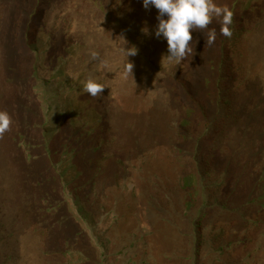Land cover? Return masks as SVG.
<instances>
[{
  "label": "rangeland",
  "instance_id": "rangeland-1",
  "mask_svg": "<svg viewBox=\"0 0 264 264\" xmlns=\"http://www.w3.org/2000/svg\"><path fill=\"white\" fill-rule=\"evenodd\" d=\"M214 2L162 64L143 0H0V264H264V0Z\"/></svg>",
  "mask_w": 264,
  "mask_h": 264
},
{
  "label": "clouds",
  "instance_id": "clouds-1",
  "mask_svg": "<svg viewBox=\"0 0 264 264\" xmlns=\"http://www.w3.org/2000/svg\"><path fill=\"white\" fill-rule=\"evenodd\" d=\"M154 6L158 10V26L155 32L156 37H163L167 40L168 55L165 58L177 64L181 63L193 52L191 41L192 31H203L208 29L216 19L220 24V34L226 38H231L232 31L230 25L233 22L234 13L227 5H217L214 0H143L145 9ZM167 16V19L164 17ZM147 32V29H144ZM216 30L207 32L206 45H212L216 40ZM135 47L127 49V55H136ZM91 58L97 60L99 53L90 52ZM133 64L129 63L126 70L132 73ZM84 93L92 97H97L103 93L105 86L96 82L93 78H88L82 82ZM12 118L7 111H0V137L10 131Z\"/></svg>",
  "mask_w": 264,
  "mask_h": 264
},
{
  "label": "trees",
  "instance_id": "trees-1",
  "mask_svg": "<svg viewBox=\"0 0 264 264\" xmlns=\"http://www.w3.org/2000/svg\"><path fill=\"white\" fill-rule=\"evenodd\" d=\"M185 183H187V184H188V179H186V180H185Z\"/></svg>",
  "mask_w": 264,
  "mask_h": 264
}]
</instances>
